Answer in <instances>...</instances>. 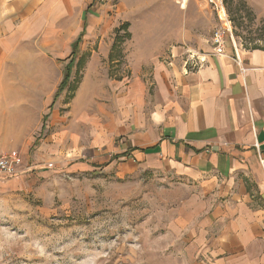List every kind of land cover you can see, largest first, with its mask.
Wrapping results in <instances>:
<instances>
[{
	"label": "crops",
	"instance_id": "obj_1",
	"mask_svg": "<svg viewBox=\"0 0 264 264\" xmlns=\"http://www.w3.org/2000/svg\"><path fill=\"white\" fill-rule=\"evenodd\" d=\"M246 2L264 20V0ZM108 11L97 0H0V150L19 152L21 174L42 163L172 174L211 208L199 264H264V48L233 37L219 54L209 40L197 55L138 54L116 77ZM82 31L79 81L53 101Z\"/></svg>",
	"mask_w": 264,
	"mask_h": 264
},
{
	"label": "rangeland",
	"instance_id": "obj_2",
	"mask_svg": "<svg viewBox=\"0 0 264 264\" xmlns=\"http://www.w3.org/2000/svg\"><path fill=\"white\" fill-rule=\"evenodd\" d=\"M97 2L110 8L102 21L111 26L108 37L118 40L112 76L127 74V62L138 54L204 52L221 26L219 3L237 43L264 48V20L246 0H189L185 10L180 0ZM121 24L126 27L116 31ZM163 40L169 45L160 46ZM258 166L264 188V166ZM199 194L172 174L132 164L88 171L35 165L0 179V264H199L213 226L206 221L211 208Z\"/></svg>",
	"mask_w": 264,
	"mask_h": 264
},
{
	"label": "built area",
	"instance_id": "obj_3",
	"mask_svg": "<svg viewBox=\"0 0 264 264\" xmlns=\"http://www.w3.org/2000/svg\"><path fill=\"white\" fill-rule=\"evenodd\" d=\"M222 4V1H220ZM220 5V9L217 12L219 19L221 20V26L215 28L211 37V45L213 50L219 54L223 53L225 47V40H233L231 22L228 20L224 7ZM223 13H221V11ZM264 165V160H260ZM21 159L18 151L13 150L9 152H3L0 150V179L16 178L21 175Z\"/></svg>",
	"mask_w": 264,
	"mask_h": 264
},
{
	"label": "trees",
	"instance_id": "obj_4",
	"mask_svg": "<svg viewBox=\"0 0 264 264\" xmlns=\"http://www.w3.org/2000/svg\"><path fill=\"white\" fill-rule=\"evenodd\" d=\"M124 28V27H126V25L125 24H121L117 29H116V31L117 30H119L120 28ZM83 34H84V31H82L79 35H78V37H77V39L73 42V44H72V57H71V60H70V62H69V64L64 68V70H63V78H62V80H61V82H60V84H59V86H58V88H57V90H56V92H55V94H54V97H53V101L54 100H56V98L61 94V93H63V91H65V90H73L75 87H76V85H77V83H78V81L76 82V84L75 85H72L71 84V76H72V64L74 63V56H75V54H76V50H77V46H78V43L81 41V39H82V36H83ZM117 37V36H116ZM118 43V40H115V43ZM81 63L82 62H80V59L78 60V62L76 63V69L78 70V66H80L81 65ZM71 95V94H70ZM68 97H70L69 95H68Z\"/></svg>",
	"mask_w": 264,
	"mask_h": 264
},
{
	"label": "bare ground",
	"instance_id": "obj_5",
	"mask_svg": "<svg viewBox=\"0 0 264 264\" xmlns=\"http://www.w3.org/2000/svg\"><path fill=\"white\" fill-rule=\"evenodd\" d=\"M187 0H180L179 4L182 5V7L184 8L185 7V4H186ZM221 13H223V11H221ZM227 15V14H226Z\"/></svg>",
	"mask_w": 264,
	"mask_h": 264
}]
</instances>
